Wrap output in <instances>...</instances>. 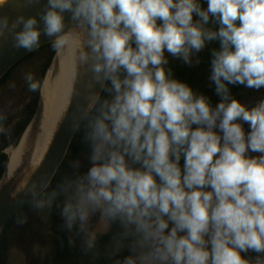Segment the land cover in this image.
<instances>
[{
    "label": "clouds",
    "instance_id": "9594fccd",
    "mask_svg": "<svg viewBox=\"0 0 264 264\" xmlns=\"http://www.w3.org/2000/svg\"><path fill=\"white\" fill-rule=\"evenodd\" d=\"M66 18L85 38L73 130L89 166L71 161L54 187V174L31 180L32 206H58L85 252L116 226L115 264H264V99L249 107L229 87L264 89V0H47L39 19L0 15V37L60 50L78 35ZM211 44L215 104L169 59L199 65Z\"/></svg>",
    "mask_w": 264,
    "mask_h": 264
},
{
    "label": "rangeland",
    "instance_id": "374dc122",
    "mask_svg": "<svg viewBox=\"0 0 264 264\" xmlns=\"http://www.w3.org/2000/svg\"><path fill=\"white\" fill-rule=\"evenodd\" d=\"M52 59L50 60L49 51L46 48H39L21 59L4 82L0 84V116L3 117L0 120V129H2L0 131V147L6 143L8 144L7 148L15 146L21 136L13 139V131L27 123L30 118L28 105L33 101L37 91H29L25 75L31 73L34 81L39 83L40 79L44 78ZM169 59L171 60V58ZM193 62H195V58ZM38 94L40 95V87ZM261 99H264V89L256 91L244 88L241 92L240 102L253 106ZM67 156L66 154L65 157ZM86 158V153L78 158L81 166ZM88 166L87 162L86 167L80 171H86ZM66 175H68L67 171L62 175V178ZM52 208L40 210L31 206L29 210L23 212L3 228L0 235V264H105L115 248L117 233L111 237L101 253L97 250V252H85L81 247L70 261L54 262V241L61 240V236L52 229L50 219ZM56 208L59 221H61L60 208L58 206ZM71 234L77 240L80 239L75 231Z\"/></svg>",
    "mask_w": 264,
    "mask_h": 264
},
{
    "label": "water",
    "instance_id": "95a60500",
    "mask_svg": "<svg viewBox=\"0 0 264 264\" xmlns=\"http://www.w3.org/2000/svg\"><path fill=\"white\" fill-rule=\"evenodd\" d=\"M46 4L47 0H38V2L32 4H29L28 0H0V15H6L10 17V19H15L21 14L25 15V17L34 15L39 19V15L44 10ZM65 22L68 32L78 33L80 35V44L76 58V73L69 102L42 157L38 163L32 165L31 146L33 143L34 148L35 139L43 116V101L41 95L39 96L36 111L25 129V131H27L25 145L27 148L30 146V148L23 152L17 168L12 173H9L7 164L0 178V235L7 221L31 203L30 197L24 194V189L27 184L31 180L41 176L53 174L55 176L76 134L73 130V122L78 117L79 111L84 105L91 78L86 67L78 60V53L83 48L85 38L83 34L79 33V30L74 27L70 19L66 18ZM40 26H43L42 23ZM50 43H52L51 40L42 36L39 48ZM33 51L16 49L13 46L12 34L6 33L4 36L0 37V79L21 59ZM25 131L23 133H25Z\"/></svg>",
    "mask_w": 264,
    "mask_h": 264
},
{
    "label": "trees",
    "instance_id": "16d2710c",
    "mask_svg": "<svg viewBox=\"0 0 264 264\" xmlns=\"http://www.w3.org/2000/svg\"><path fill=\"white\" fill-rule=\"evenodd\" d=\"M217 46H218L217 44H211L208 46V49H206L203 53L200 54L201 63L199 65H196L195 62H193V66L189 67V66L184 65L181 61L177 62L172 59L170 60V67L172 68L175 76L189 83V85L193 87L194 89L200 92H203L204 94L209 96L213 104H215L219 100V97H217L214 94L213 86L210 84V81L208 80L209 60H210L209 49H211L212 47H217ZM41 48H46L49 51L50 60L52 59V57H54L56 50L53 48L52 43L45 45ZM13 67L0 79V84L4 82V80L7 78L8 74L11 72ZM42 80L43 79L41 78L39 81V85H41ZM229 87L231 89L232 96L240 100L241 92L244 89V87L242 86H235V87L229 86ZM39 96L40 95L38 94V90H37V92L34 95L33 101L28 105V109L30 110V118H28L27 123L23 124L22 126H19L13 131V134H12L13 139L20 137L25 131L26 127L28 126L29 122L31 121L36 111ZM82 137H83V128L81 129L80 132H76L75 136L73 137L72 142L67 152V155L69 157L67 156L64 158L62 164L60 165L55 176L53 177V187L55 186L56 183L60 182V180L62 179V175H64L66 171L68 172V175L72 173L73 170L70 167V162L74 160H78V158L83 153L87 154V158L82 163L81 169H84L86 167V164L88 162L89 149H88L87 144L83 142ZM7 147H8L7 143L0 147V178L2 177L7 167V164H8V156L6 153H4ZM31 206H32L31 203L28 204L20 212L12 216L8 220V222H11L12 220L19 217L23 212L29 210ZM50 219H51L53 231L59 234V236H61V240L54 241V262L56 263L57 261H62V262L70 261V259L74 258L78 250L82 247L81 237L79 240H77L76 237L71 234V232H68L64 228L63 220L59 221L56 205H54L51 210ZM117 232H118V228L114 226L111 232H109L107 235L100 237L97 247L101 246L103 249L104 246L109 242L111 237L114 236ZM70 240L72 241V243H69ZM98 252L101 253L102 250ZM124 255H127L126 251L121 252L119 256H113L111 254L105 264H115V261L118 259H122Z\"/></svg>",
    "mask_w": 264,
    "mask_h": 264
},
{
    "label": "bare ground",
    "instance_id": "6f19581e",
    "mask_svg": "<svg viewBox=\"0 0 264 264\" xmlns=\"http://www.w3.org/2000/svg\"><path fill=\"white\" fill-rule=\"evenodd\" d=\"M80 44V35L73 36L69 43L56 50L52 62L47 69L40 85V95L43 101V116L37 137L31 153V164L39 162L47 147L57 124L63 115L71 94L75 73L76 58ZM27 131L23 133L15 146L5 149L8 155V172L12 173L20 163L26 147Z\"/></svg>",
    "mask_w": 264,
    "mask_h": 264
},
{
    "label": "flooded vegetation",
    "instance_id": "af4514ba",
    "mask_svg": "<svg viewBox=\"0 0 264 264\" xmlns=\"http://www.w3.org/2000/svg\"><path fill=\"white\" fill-rule=\"evenodd\" d=\"M240 101V100H239ZM245 105H247V106H249V107H251L252 106V104H248V103H245ZM255 105V104H254ZM246 128H247V126H245ZM8 221H7V223L5 224V226H4V228L5 227H7V225H8ZM118 231H119V229H118ZM108 234V233H107ZM104 236V235H103ZM97 251H100V250H102V247L100 246V247H97V249H96ZM95 250V251H96ZM249 256H252L253 258H255V254H252V253H249L248 254ZM110 256V255H109ZM109 256H108V259H109Z\"/></svg>",
    "mask_w": 264,
    "mask_h": 264
}]
</instances>
